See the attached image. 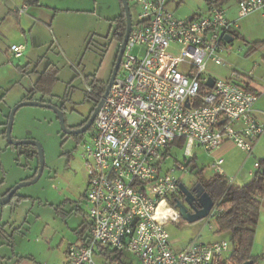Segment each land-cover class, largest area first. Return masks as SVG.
I'll return each instance as SVG.
<instances>
[{
  "label": "built area",
  "instance_id": "1",
  "mask_svg": "<svg viewBox=\"0 0 264 264\" xmlns=\"http://www.w3.org/2000/svg\"><path fill=\"white\" fill-rule=\"evenodd\" d=\"M218 1L209 0L205 16L180 19L170 0H132L136 15L120 73L95 120V133L82 144L89 175L88 245L70 246L67 264H119L105 251L135 256L141 264H220L232 252L229 242L203 243L199 236L177 251L167 230L182 220L176 206L184 198L182 180L175 168L164 169L176 142L183 141L188 158L196 148L211 154L227 141L252 155L264 136L254 91L223 79L207 85L208 63L225 64L223 54L231 46L225 36L239 28ZM29 8L24 3L15 13L25 15ZM263 10L264 0L237 2L239 19ZM25 50L10 48L16 58ZM224 164L217 157L211 169L224 176ZM218 214L215 205L204 220L211 230Z\"/></svg>",
  "mask_w": 264,
  "mask_h": 264
},
{
  "label": "rangeland",
  "instance_id": "2",
  "mask_svg": "<svg viewBox=\"0 0 264 264\" xmlns=\"http://www.w3.org/2000/svg\"><path fill=\"white\" fill-rule=\"evenodd\" d=\"M128 1L135 20L132 0ZM177 1L170 0L169 8L177 12L180 19L204 15L209 10V0H179V4ZM41 2L59 10L54 25L47 28L50 37L41 36L47 43L44 50L35 52L33 57L25 55V50L23 59L0 62V197L19 184L32 181L40 166L37 148L8 146L10 143L2 133L7 129L12 110L24 101V97L34 102L64 105L67 127L76 128L93 107L89 89L95 78L108 80L112 72L114 45L111 41L117 31L113 19L122 14L120 0ZM15 4L16 8H21L24 1L15 0ZM16 8L12 9L15 16L10 18L19 16ZM250 46L236 39L229 47V56L223 54L227 61L225 66H212L206 75L225 79L223 75L228 72L234 75L229 80L240 85H243L244 76L251 77L261 81L264 88V46L248 56ZM138 52L135 49L132 53ZM11 137L14 141L39 143L45 167L35 184L19 189L12 203L0 205V264H14L20 255L23 256L21 264L32 262L31 258L35 264H65L66 249L81 243L90 231L86 201L89 175L82 148V144L90 142V135L84 134L78 139L67 136L53 110L25 106L15 114ZM259 149L263 155L264 137ZM216 158L214 152L210 154L202 148H196L188 158L184 147L175 148L166 159L164 169L175 168V176L186 188L193 190L198 183H205L216 175L211 169ZM232 158L234 160L225 166L229 180L236 177L239 164L246 160L238 151ZM250 158L247 170L253 168L257 159L252 155ZM180 166L186 167L185 172ZM247 178L244 173L235 178V184L243 185ZM211 225L215 230V221H211ZM167 230L175 250L198 236L201 242H206L213 232L205 221L195 224L181 221L169 224ZM215 236L217 241L229 242L233 249L229 234ZM95 260L104 262L97 255ZM125 264H140V261L130 256Z\"/></svg>",
  "mask_w": 264,
  "mask_h": 264
},
{
  "label": "crops",
  "instance_id": "3",
  "mask_svg": "<svg viewBox=\"0 0 264 264\" xmlns=\"http://www.w3.org/2000/svg\"><path fill=\"white\" fill-rule=\"evenodd\" d=\"M25 3V0H23ZM229 1H232L228 3ZM178 2V1H177ZM228 4L225 6L226 7V12H227V17L230 21L236 22L238 24V31L237 35L239 36V39L244 40L248 44L251 43H256V42H262L264 41V10L263 11H258L249 14L248 16L239 19L237 15V0H228ZM121 3V0H120ZM181 2H178V4ZM122 7V14H123V6L121 3ZM16 8L15 0H0V62H5L7 59L14 60L16 57L13 55V53L10 51V48L13 45H24L26 46V53L25 55H30L33 57V55L37 54L38 51L44 50V47L47 43H44L41 39V36L46 34V36L50 37V31H48L47 28L51 27L54 25L55 20L57 18V12L59 10L51 7L50 5H47L45 3H42L41 0L38 5H33L30 6L29 11L25 15H19L16 16L15 18H10L12 15L15 16L14 12L12 9ZM9 12V14H7ZM175 15L180 18L181 16L177 14V12H174ZM121 14V15H122ZM207 12L204 15H193L190 18L187 19H192L194 17H200V16H205ZM119 15V16H121ZM13 16V17H14ZM117 16V17H119ZM115 17L114 19H116ZM9 18V19H8ZM113 19V20H114ZM235 41V39L230 43L232 46V43ZM229 51L225 54L228 53L229 56ZM24 55V57H25ZM37 56V55H36ZM23 57V56H22ZM20 57L21 59H23ZM16 58V59H20ZM225 59V58H224ZM225 62L226 59H225ZM226 64V63H225ZM221 65V66H225ZM212 66H217L212 62L208 63L207 66V71L208 68ZM220 66V67H221ZM219 67V66H217ZM206 71V74H207ZM207 76V75H206ZM234 76L233 74H229L228 72H225L223 77L225 79L223 80H229V77L232 78ZM209 79L213 80H219L210 76H207ZM242 83L243 85L249 87L251 90H253L257 95H258V101L254 107V113L256 118L261 122L264 123V88L261 87V81H255L251 77H243ZM96 80L100 81L101 79L95 78ZM231 81V80H229ZM234 82V81H233ZM24 101H29L27 97H24ZM23 101V102H24ZM55 106H60V105H55ZM62 106V105H61ZM6 132V131H5ZM5 132L2 134L5 136ZM264 137V136H263ZM263 139V138H262ZM261 139V140H262ZM260 140V142H261ZM260 142L257 144L252 156H256V160L254 162L253 168L247 170L246 169V163L249 161L251 158V155H248L247 153L243 152L239 148H237L232 142H225L218 150L214 152L215 157L223 158L225 161L224 164V170H225V176L227 177V170L225 166H228L234 160L232 158V154L236 151L242 153L245 155L246 160L242 164H239V171L236 174V177L246 173L247 174V179L246 183L240 186H244L248 182L252 180L254 175L258 172V170L255 169V164L257 162H260L264 158V154L261 155L259 146ZM11 146V145H8ZM246 170V171H245ZM235 177V178H236ZM236 182V180H235ZM6 194H3L5 196ZM2 196V197H3ZM88 205V204H87ZM88 214V213H87ZM217 225L215 230L213 229V232L209 235V239L203 243H211L214 241H217ZM213 233V234H212ZM215 234V235H214ZM219 235V234H218ZM90 236V231L88 236L83 237L82 242L77 244V245H82L84 244V240L87 239V237ZM201 236V235H200ZM187 245H183L180 249L177 251H181L184 249ZM70 248V247H69ZM65 251V264H67V253L68 249ZM255 250H257V253H255ZM230 254H227L226 257H228ZM253 255L258 257V262L257 264H264V198L261 199V213H260V218L258 222V226L256 228V234H255V241H254V247H253ZM131 255L129 254H124L120 255L118 258V263L125 264L126 260L130 257ZM21 257L14 262V264H21ZM225 257V258H226ZM32 262H24L23 264H35L33 261L34 259L31 258ZM105 262V261H104ZM141 264V263H140Z\"/></svg>",
  "mask_w": 264,
  "mask_h": 264
},
{
  "label": "trees",
  "instance_id": "4",
  "mask_svg": "<svg viewBox=\"0 0 264 264\" xmlns=\"http://www.w3.org/2000/svg\"><path fill=\"white\" fill-rule=\"evenodd\" d=\"M239 1L241 0H237V2ZM39 2L40 0H25V3L29 6L38 5ZM227 2L228 0H219L218 4L224 6ZM113 22L116 23L118 30L122 31L123 35L121 41H123L127 26L124 10L123 14L114 19ZM232 36L235 40L239 39L236 33ZM250 45L251 48L249 49L248 56L262 48L264 46V41ZM39 86H41V84ZM247 88L249 89V87ZM90 89V93L93 95L96 91L99 92L97 95L98 100L101 99V96L105 92V86H102V83L96 79ZM61 110L64 109L61 107ZM181 147H183V141L176 142L175 145L172 146L168 156L170 155L171 157L175 148ZM259 163L260 170H258L252 180L244 186L236 185L235 182L230 183L225 175H215L205 183H201L206 193L214 201V204L218 206L219 214L215 219L217 225L216 233L219 235L229 234L230 241L233 244L232 252L228 257L224 258L220 264H245L249 261H252L253 264H257L259 260L258 257L253 255V247L256 228L261 213V199L264 197V159L260 160ZM16 197L15 195L14 198ZM13 200L10 203H12ZM178 201L181 200L179 199ZM88 239L89 237L84 240V245H88ZM103 253L112 260H117L120 256H114V253L107 251Z\"/></svg>",
  "mask_w": 264,
  "mask_h": 264
},
{
  "label": "water",
  "instance_id": "5",
  "mask_svg": "<svg viewBox=\"0 0 264 264\" xmlns=\"http://www.w3.org/2000/svg\"><path fill=\"white\" fill-rule=\"evenodd\" d=\"M121 3H122L123 10L125 13L127 26H126V33L124 35L123 42L121 45V49L119 52V56H118L117 62L115 64L113 76H112V78H111V80H110V82L106 88V91H105L104 95L102 96L98 106L95 108L89 122L82 129L77 130V131L69 130L66 126V119L64 116V112L58 106H55L52 104H47L44 102L24 101L12 110L10 117H9L8 124H7L5 136L8 140V142L10 143V145H12V146H15V147L31 146V147L37 148L38 154H39L40 166H39V170H38L36 177L32 181L23 182V183L19 184L18 186H16L15 188H13L10 192H8L7 195L0 197V205L10 204V202L13 200L14 196L17 194L19 189H21L22 187H26V186L35 184L38 181V179L40 178V176L43 172V169L45 167L44 152H43L39 143H37L36 141H33V140H25V141H14V140H12L11 135H12V130H13L14 117H15L16 112L20 108L25 107V106H34V107L48 108V109L53 110L58 116V120L60 122V126L62 128L63 133L66 135L83 134L85 131H87V129L90 127V125H92L94 123V121L96 120L102 106L105 103V100L108 97V94L111 90V87L114 83L116 74L120 68L121 59H122L123 54L125 52L130 34L132 32V14H131V10H130L129 1L128 0H121ZM225 39L229 43H231L234 40V38L230 35H226ZM214 82L215 81L210 78L208 80L207 85L209 87H213ZM180 190H181L182 194L184 195V202L177 201L176 206L180 211V216H181L182 220L189 223V224H195L197 222H201V221H204L205 219H207L208 216L210 215L212 209L214 208L215 204H214V201L212 200V198L206 193L203 185L201 183H198L194 187L193 190H189L183 184H181ZM195 202L198 203L197 207L194 205ZM245 264H253V262L249 261Z\"/></svg>",
  "mask_w": 264,
  "mask_h": 264
},
{
  "label": "flooded vegetation",
  "instance_id": "6",
  "mask_svg": "<svg viewBox=\"0 0 264 264\" xmlns=\"http://www.w3.org/2000/svg\"><path fill=\"white\" fill-rule=\"evenodd\" d=\"M122 35H123V33H122V31L121 30H118V28H117V31H116V33L113 35V39H112V41H111V45H114V51H113V57H112V59H113V66H112V72H111V74H110V76H109V78H108V80H100V82L102 83V86H105V91H106V88H107V86H108V84H109V82H110V80H111V78H112V76H113V72H114V68H115V64H116V62H117V59H118V56H119V52H120V49H121V45H122V42L123 41H121V37H122ZM124 55V54H123ZM122 61H123V57H122V59H121V64H122ZM121 64H120V68H119V70H118V72H117V74H116V77H115V80H116V78L118 77V75H119V73H120V70H121ZM114 80V81H115ZM105 93V92H104ZM96 94V95H95ZM95 94L93 95V97H92V103H93V107H92V109H91V111L89 112V115L87 116V118L83 121V123H81L78 127H76V128H68L69 130H71V131H77V130H80V129H82L88 122H89V120H90V118H91V116H92V114H93V112H94V110H95V108L98 106V104H99V102H100V100H98V97H97V95L99 94V92H95ZM104 95V94H103ZM102 95V96H103ZM102 96H101V98H102ZM60 109H61V107L65 110V106L64 105H62V106H58ZM64 110H62L63 112H64ZM67 126V125H66ZM95 133V121H94V123L92 124V125H90V127L87 129V131H85L83 134H80V135H67V136H75L77 139L78 138H80L81 136H83L84 134H89L90 135V137L93 135ZM37 173H38V171H37ZM37 175V174H36ZM36 177V176H35ZM182 202H184V198H183V200H182ZM196 207L198 206V203L197 202H195V204H194Z\"/></svg>",
  "mask_w": 264,
  "mask_h": 264
}]
</instances>
